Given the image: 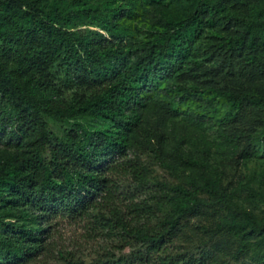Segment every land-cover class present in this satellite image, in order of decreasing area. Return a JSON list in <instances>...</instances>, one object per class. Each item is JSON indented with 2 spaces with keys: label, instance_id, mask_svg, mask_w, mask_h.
Instances as JSON below:
<instances>
[{
  "label": "trees",
  "instance_id": "trees-1",
  "mask_svg": "<svg viewBox=\"0 0 264 264\" xmlns=\"http://www.w3.org/2000/svg\"><path fill=\"white\" fill-rule=\"evenodd\" d=\"M55 1L0 0V264H32L49 253L56 218L103 223L129 249L91 261L59 251L65 264H221L209 252L195 257L176 251L182 220L207 204L200 194L228 212L215 233L246 235L264 231V225L234 207L192 153L176 147L172 156L189 171V187L156 182L135 199L120 181L147 185L129 153L152 148L151 138L163 143L146 123L150 99L166 89L163 72L187 78L190 63L202 65L193 46L201 25L228 23L230 38L215 45L211 56L227 68L234 56H246L241 68L264 77V0H115L123 14L108 3L102 10L82 4L73 9L51 7ZM152 7L163 22L149 25L148 37L135 48L116 38L126 30L125 19ZM80 17L102 32L72 30ZM248 100L257 98L243 92L227 97L237 106ZM46 115L108 123L91 128L75 121L58 137L48 130ZM225 133L233 141L235 133ZM168 208L172 215L161 216Z\"/></svg>",
  "mask_w": 264,
  "mask_h": 264
},
{
  "label": "rangeland",
  "instance_id": "rangeland-1",
  "mask_svg": "<svg viewBox=\"0 0 264 264\" xmlns=\"http://www.w3.org/2000/svg\"><path fill=\"white\" fill-rule=\"evenodd\" d=\"M104 3L113 9H121L123 14V6L115 0H56L51 7L59 5L74 9L82 4V8L98 7L102 10ZM161 22L160 10L148 8L136 19H125L126 30L121 29L116 38L121 37L135 48L138 42L148 37L149 25L154 27ZM74 23L72 30L75 31L102 32L96 23L84 17L77 18ZM228 25L215 22L209 27L201 25L198 28L193 46L202 65L195 67L190 63L183 72L185 75L188 73L187 78L178 76L179 71L175 74L171 71L162 73L166 89L157 90L151 97L146 123L152 133L162 136L163 143L159 144L151 138L152 148H138L129 153L137 160L146 186L137 182L133 184L129 178L120 181V185L135 199L142 198L146 189L156 182L166 181L171 185L189 187V171L172 157L178 147L181 151L192 153L195 160L201 161L214 173L212 183L225 193L234 207L248 212L264 225V77L257 76L259 72L256 69L241 68L246 56H234L230 61L231 68L222 64L217 56H211L215 45L230 38L232 28ZM259 61L258 58L255 64L258 69ZM171 66L174 71L178 68L173 63ZM232 92L254 94L257 100H248L241 106L232 105L227 101ZM44 118L50 133L58 137H63L64 130L75 121L91 128L108 123L92 117L65 119L46 115ZM226 131L235 133L233 141L226 139ZM200 197L207 204L182 220L181 233L174 240L176 251H188L195 257L201 252H209L221 264H264V231L246 235L215 233L217 221L228 212L211 206V196L202 193ZM169 215H172L170 208L161 213V216ZM23 223L33 228L28 220ZM102 224L88 218L54 219L49 233L50 252L32 264H65L59 251L72 253L85 261L109 251L116 256L129 251L119 243L118 238L110 237Z\"/></svg>",
  "mask_w": 264,
  "mask_h": 264
}]
</instances>
